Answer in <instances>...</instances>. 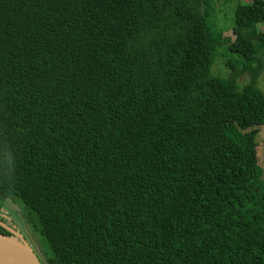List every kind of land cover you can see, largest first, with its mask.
Instances as JSON below:
<instances>
[{"label":"trees","instance_id":"trees-1","mask_svg":"<svg viewBox=\"0 0 264 264\" xmlns=\"http://www.w3.org/2000/svg\"><path fill=\"white\" fill-rule=\"evenodd\" d=\"M214 1L0 0V208L43 264H264V0L234 39Z\"/></svg>","mask_w":264,"mask_h":264},{"label":"rangeland","instance_id":"rangeland-1","mask_svg":"<svg viewBox=\"0 0 264 264\" xmlns=\"http://www.w3.org/2000/svg\"><path fill=\"white\" fill-rule=\"evenodd\" d=\"M241 0L226 2V0H215L212 22L215 24V30L222 33L224 38L234 39L233 36V20L234 13L237 4ZM245 3H252L250 0H246ZM264 31V25L261 26ZM213 75H218L224 78H229L230 72L225 66V57L221 56L217 59L213 69ZM251 82V76L244 74L238 79V83L241 87H245L246 84ZM260 91L264 94V71L260 75L259 80ZM257 144H259V161L261 170L264 172V127L260 128V136L257 138ZM264 174V173H263ZM0 221L4 223L8 228L22 236L33 248L36 255L40 258L41 253H47L43 237L36 226L27 224L26 221L20 216V213L8 207L0 208Z\"/></svg>","mask_w":264,"mask_h":264},{"label":"water","instance_id":"water-1","mask_svg":"<svg viewBox=\"0 0 264 264\" xmlns=\"http://www.w3.org/2000/svg\"><path fill=\"white\" fill-rule=\"evenodd\" d=\"M0 225L10 235L0 232V264H43L32 246L2 221Z\"/></svg>","mask_w":264,"mask_h":264},{"label":"flooded vegetation","instance_id":"flooded-vegetation-1","mask_svg":"<svg viewBox=\"0 0 264 264\" xmlns=\"http://www.w3.org/2000/svg\"><path fill=\"white\" fill-rule=\"evenodd\" d=\"M3 228V227H2ZM4 229V228H3ZM6 230V229H5ZM7 231V230H6Z\"/></svg>","mask_w":264,"mask_h":264}]
</instances>
